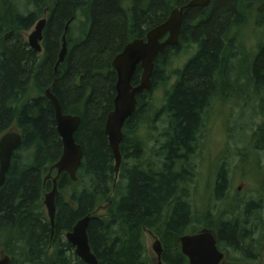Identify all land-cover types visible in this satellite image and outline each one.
Listing matches in <instances>:
<instances>
[{
  "label": "trees",
  "instance_id": "trees-1",
  "mask_svg": "<svg viewBox=\"0 0 264 264\" xmlns=\"http://www.w3.org/2000/svg\"><path fill=\"white\" fill-rule=\"evenodd\" d=\"M188 1L28 0L35 6L28 14L11 0L0 4V40L6 32L14 34L0 49V138L15 126L23 138L0 188V253H6L11 264H86L76 256L65 234L88 215L93 216L88 230L90 246L99 264H158L149 255L146 230L161 241L163 264H189L179 240L203 229L216 232L219 249L229 262L258 261L254 245L260 246L261 240L254 236L264 199H229L228 170L221 164L214 183L215 199L200 214L189 201V184L195 177L193 159L206 117L216 102L232 96L250 105L261 103L258 115L263 121L251 142L257 152H264V42L251 62L243 65L240 61L235 75L232 59L240 51L234 49L236 36L240 38L251 19L254 27L264 30V15L256 12L264 0H212L211 15L206 19L201 14L198 22L193 17L208 10L188 11L180 46L167 49L155 63L153 89L162 77L161 69L169 65V53L186 44H196L197 52L177 72L178 80L166 92L163 110L149 103V94L137 97L136 112L123 130V162L116 183L115 160L105 135L117 96L118 76L112 62L127 44L144 38L174 8ZM46 8L51 13L41 57L22 40L20 32L30 30ZM67 23L72 24L70 53L55 73ZM140 77L139 67L134 86L139 85ZM54 83L53 93L63 113L82 119L76 141L85 158L77 182L66 173L60 176L53 233L44 205L53 183L46 180V174L63 154L56 113L45 95ZM34 90L39 94L36 97L32 96ZM161 117H166L163 129L157 126ZM143 128L160 131L152 138L154 147H148L149 138L140 136ZM103 206H107V214L97 216Z\"/></svg>",
  "mask_w": 264,
  "mask_h": 264
},
{
  "label": "water",
  "instance_id": "water-1",
  "mask_svg": "<svg viewBox=\"0 0 264 264\" xmlns=\"http://www.w3.org/2000/svg\"><path fill=\"white\" fill-rule=\"evenodd\" d=\"M210 0H193L182 9L171 11L169 18L161 25L153 28L147 34L146 40L136 39L127 44L123 51L116 56L112 65L117 72V96L114 102V110L109 113L105 125V134L109 147L115 160L116 175H119L123 157L121 144L123 142V128L127 120L134 115L138 105V95L151 92L153 87V74L155 59L165 54L168 48L180 46V33L184 21V10L191 7H207ZM258 13L264 12V3L258 9ZM47 20H40L35 32L29 37V45L36 53L42 51L41 43L44 39V30ZM70 23L67 25L61 40V50L55 72L64 64L68 55V40ZM167 38L162 41L165 37ZM138 67L142 69L140 84L133 86V78ZM55 83L45 92L47 99L51 102L56 113L57 132L63 144V154L60 160L54 164L49 172L48 178L52 179L53 189L46 195L45 207L48 211L52 232L56 227V197L58 196V182L62 174H68L72 181H77V172L82 165L84 151L76 141V134L81 126L82 119L79 116L63 113L62 105L53 93ZM23 143L22 135L13 131L3 135L0 139V187H3L10 171L15 152ZM56 171V177L52 173ZM93 216L88 215L78 221L72 231L66 235V241L74 248L76 256L86 264H99L93 253L88 230ZM182 253L188 258L189 264H222L225 254L219 249L217 236L214 232L203 231L193 235H185L179 240ZM158 264H162L163 247L159 239L154 244ZM7 257L0 264H9Z\"/></svg>",
  "mask_w": 264,
  "mask_h": 264
},
{
  "label": "rangeland",
  "instance_id": "rangeland-1",
  "mask_svg": "<svg viewBox=\"0 0 264 264\" xmlns=\"http://www.w3.org/2000/svg\"><path fill=\"white\" fill-rule=\"evenodd\" d=\"M6 0H0V4ZM13 4H20V8L25 13L35 11L34 5H29L28 0H11ZM37 10V9H36ZM47 18L43 11L36 21L35 25L28 31L20 32L21 38L27 44L29 37L35 32L37 23ZM74 23V22H73ZM80 25V21L76 24ZM254 20H250L246 30L236 36L237 47L240 51H235L234 60V75L235 71L239 72L240 61L242 64L251 62L258 51L259 45L264 42V30L254 27ZM75 37L78 32L75 31ZM14 35L11 32H6L0 40V49L5 41L12 39ZM235 40H232L235 42ZM242 47V49H240ZM197 45H189L181 47L179 50L169 53V65L167 68L161 69V79L156 87L149 93V103L155 106L158 110H163L165 106L166 92L170 90L177 80V72L184 68L186 63L196 54ZM43 52L40 56H43ZM245 67H242L244 70ZM37 90L32 92V96H37ZM248 103V102H247ZM261 103L254 105L246 104L244 100H236L232 97L222 102H216L211 108L210 114L206 117L205 127L199 139L197 154H195L193 162L196 168L194 180L189 184V201L193 204L196 213H204L211 206L214 197V183L216 179L217 169L221 164H226L229 177V199H238L244 202L259 201L264 199V152H257L252 144V135L258 125L262 123L263 118L258 115ZM264 108V101L262 102ZM155 112V109H153ZM151 111V110H150ZM148 113V112H147ZM154 114V113H153ZM152 114V115H153ZM148 118L150 117L147 114ZM166 117H161L157 123L159 129H163L166 125ZM18 131L17 127H13L11 132ZM156 128L152 131L143 128L140 131V136L151 140L148 147H154L155 135L159 133ZM153 138V139H152ZM148 155V154H147ZM245 156V157H244ZM115 164V163H114ZM120 174V172H119ZM48 173L46 174V178ZM120 181V176L116 177V183ZM52 191V190H51ZM51 191L47 192L48 195ZM217 206H222V202H217ZM260 213H258L259 224L255 227V240H261V245H254L259 252V258L254 263L244 264H264V200L262 202ZM227 207V206H226ZM225 207V208H226ZM224 208V209H225ZM107 206H103L96 212L97 216H105ZM45 213L48 217V211L45 207ZM257 218V216H256ZM214 230L203 229V231ZM217 235V234H216ZM66 239V238H65ZM158 237L152 231H145V243L148 248L149 255L157 262V255L154 251V244ZM254 249V248H253ZM53 249H50V252ZM255 250V249H254ZM225 253V252H224ZM233 254V253H232ZM226 255V253H225ZM234 255V254H233ZM8 256L6 253H0V262ZM11 264V263H10ZM222 264H236L229 262L227 258Z\"/></svg>",
  "mask_w": 264,
  "mask_h": 264
},
{
  "label": "flooded vegetation",
  "instance_id": "flooded-vegetation-1",
  "mask_svg": "<svg viewBox=\"0 0 264 264\" xmlns=\"http://www.w3.org/2000/svg\"><path fill=\"white\" fill-rule=\"evenodd\" d=\"M193 0H189L188 2H187V4H184L183 6H179V7H176V8H174V9H182V8H184V7H186L190 2H192ZM211 3H212V0H210V3H209V5L207 6V7H203V6H196V7H191V8H187V9H185L184 10V21H183V26H182V29H181V33H180V41H181V34H182V32H183V29H184V27H185V24H186V16H187V13H188V11L190 10V9H203V10H208V9H210V5H211ZM263 3V2H262ZM258 8V7H257ZM257 8H256V11H257ZM76 11V10H75ZM45 15L47 16V20L49 21V16H50V13H51V11H50V9L49 8H46L45 9ZM201 14H204V15H206L207 17H206V19L208 18V16H210L211 15V10H208V11H206V12H204V11H201V12H198V14L197 15H195V17H193V19H195L197 22H198V20L196 19V18H198V16H200ZM258 14V13H257ZM258 15H264V12L263 13H260V14H258ZM197 16V17H196ZM73 20L75 21L76 20V17H75V15H73ZM196 22V23H197ZM69 23H67V25H68ZM67 25H66V27H67ZM71 23H70V27H71ZM161 25V24H160ZM159 26V25H158ZM191 26L192 27H194V26H196V24H191ZM66 27H65V30H66ZM157 27V26H156ZM153 28H155V27H153ZM153 28H151L150 30H152ZM70 29V28H69ZM150 30H148L147 32H146V34H145V36H144V38H140V39H143V40H146V37H147V34H148V32L150 31ZM14 35V34H13ZM167 38V36L162 40V41H164L165 39ZM45 39V38H44ZM44 39H43V41H42V50L44 51V53H43V55L45 54V48H44V45H43V43H44ZM136 40V39H135ZM133 42V41H132ZM131 43V42H130ZM180 44H181V42H180ZM28 46H29V48L31 49V47H30V45L28 44ZM125 48V47H124ZM60 49H61V47H60ZM170 49V48H169ZM172 49V48H171ZM31 50H33V49H31ZM34 51V50H33ZM42 51V52H43ZM123 51V50H122ZM167 51V50H166ZM60 53V52H59ZM69 53H70V48H69V44H68V55H69ZM121 53V52H120ZM166 53V52H165ZM40 55V54H39ZM68 55H67V57H66V59L68 58ZM159 57V56H158ZM158 57L155 59V63H157V59H158ZM58 58H59V54H58ZM115 59V58H114ZM66 61V60H65ZM139 68V67H138ZM141 68V67H140ZM142 70H141V75H142ZM154 72H155V68H154ZM137 73V72H136ZM153 77H154V74H153ZM152 82H153V78H152ZM153 86H154V84H153ZM153 88V87H152ZM142 94H144V93H142ZM145 94H147L146 92H145ZM108 145H109V143H108ZM110 148V147H109ZM83 151H84V149H83ZM85 158V155L83 156V159ZM7 180V179H6ZM6 183V182H5ZM5 185V184H4ZM7 257V256H6Z\"/></svg>",
  "mask_w": 264,
  "mask_h": 264
},
{
  "label": "bare ground",
  "instance_id": "bare-ground-1",
  "mask_svg": "<svg viewBox=\"0 0 264 264\" xmlns=\"http://www.w3.org/2000/svg\"><path fill=\"white\" fill-rule=\"evenodd\" d=\"M125 124H126V123H125ZM124 127H125V126H124ZM123 130H124V128H123ZM105 135H106V134H105ZM106 137H107V136H106ZM123 137H124V133H123ZM107 140H108V139H107ZM114 167H115V164H114ZM115 173H116V169H115ZM116 176H117V175H116ZM77 223H78V222H77ZM77 223H76V224H77ZM76 224H75V226H76ZM75 226H74V227H75ZM74 227H73V228H74ZM72 230H73V229H72Z\"/></svg>",
  "mask_w": 264,
  "mask_h": 264
}]
</instances>
